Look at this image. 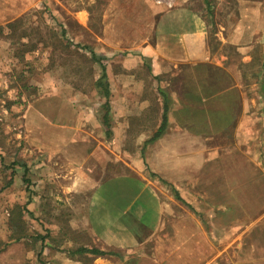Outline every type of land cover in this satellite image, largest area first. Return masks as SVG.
I'll return each mask as SVG.
<instances>
[{
    "label": "crops",
    "instance_id": "1",
    "mask_svg": "<svg viewBox=\"0 0 264 264\" xmlns=\"http://www.w3.org/2000/svg\"><path fill=\"white\" fill-rule=\"evenodd\" d=\"M209 1L210 5L203 0L109 4L103 29L124 55L115 58L111 68L104 67L108 101L95 88L92 96L98 101L87 104L76 98L77 90L69 85L43 81L39 75L29 81L43 92L27 103L22 116L33 164L15 161L22 169L20 187H27L23 180L32 179L37 205L42 196L55 206L64 205L68 229L94 244L83 247L111 251V258L119 254L122 264H222L234 242L238 250L247 248L246 253L264 260V199L249 196L253 189L260 192L262 183L257 179L264 177V160H260L264 157V0ZM40 6L41 0H0V58H10L9 27L17 23L15 28L24 29L28 15L34 22L42 13ZM219 46L228 51L243 49L240 64L244 67L253 63L255 51L248 50L256 46L257 65L249 77L257 79L253 90L257 115L240 109L234 122L228 115L224 96L236 91L235 84L211 97L224 93L213 102L217 108L207 111L209 125L200 111L191 109L193 105L178 109L171 103L166 127L155 138L163 112L158 91L167 90V79L179 76L180 67L206 64L222 67L231 79L236 76L230 63H213L218 62ZM99 72L95 81L102 69ZM50 75L49 71L45 76ZM218 110L219 117L214 114ZM202 123L210 132L189 128ZM216 123L225 127L218 130ZM254 123L261 126L256 129L255 148L250 142L254 134L246 129ZM241 125L245 128L239 130ZM233 132L241 137L247 133L240 148L217 145ZM202 187L215 188L219 202L202 199L208 207L197 208L196 189ZM231 204L242 213L237 226L226 216L232 212ZM248 204L259 210L251 215ZM36 210L41 220L42 210ZM247 237L253 238L249 246L244 244ZM217 239L228 243L216 246ZM81 256L97 259V264H114L102 257Z\"/></svg>",
    "mask_w": 264,
    "mask_h": 264
},
{
    "label": "rangeland",
    "instance_id": "2",
    "mask_svg": "<svg viewBox=\"0 0 264 264\" xmlns=\"http://www.w3.org/2000/svg\"><path fill=\"white\" fill-rule=\"evenodd\" d=\"M113 1L41 0L40 12L42 13L34 19V22L31 20L33 16L28 15V19L26 17L28 24H25L24 29L15 28L17 23L9 27L8 32L11 35L9 36L10 40H6V42L11 45L7 54L10 58H0V264H97L98 262L97 259L94 260L92 257L76 254V250L88 245L89 241L88 238L81 236L79 233H74L70 230V227L68 229L64 205L62 207L55 206L54 203L49 201V198L43 196L40 199V205H37L39 200L37 193L34 192L35 185L31 182L32 179L23 180L27 187H20L22 177L19 173L22 169L19 170V166L15 164V161L22 159L26 163L25 165H30V167L33 164V155L26 146L24 139L25 126L22 116L27 103L43 92L42 88L29 85V81L38 79L37 75L41 76L40 79H43V81L49 79L58 85L71 86L77 90L73 93H77L76 98L80 96L81 102H87L88 104L98 101L96 96H92L96 75L100 74L99 71L102 67L111 68V64L114 65L117 62L115 58L119 60L118 56L124 55L123 51L117 50L113 41L108 39V33L104 32L102 25V17L104 18L107 6ZM219 49L217 56H215L218 62L214 60L213 63L217 66L225 62L230 63L236 76L231 79V85L229 86L238 85L235 92H231L230 95L224 97H227L228 104H232L229 100L237 95L239 102L232 104V109L239 108V114L240 109H242V113L245 111L249 116H256L258 103L256 92L253 90H255L257 79L249 77L251 73L253 74L257 65L256 46L254 49L248 50L250 53L255 51L251 54L253 63L249 67L240 64L241 56L244 54L243 49L237 47L233 51H228V49L222 50L221 46H219ZM219 55L227 57L229 61H225ZM2 62L5 66L2 65ZM211 67L226 72L222 67ZM192 70V68L187 67L180 70L179 76L165 78L169 80V90L178 109L184 107V103L180 101L179 94L177 96L172 91L178 93L183 91L182 81H194L196 75L193 79L190 77ZM49 71L51 75L48 78L45 75ZM193 71L197 74V79L202 77L203 80L212 74L205 67H194ZM245 75L247 76L245 77ZM193 104L191 109L197 112L200 111L201 117L209 125L211 117L210 112L207 113L209 110L206 106L195 105V102ZM254 124L246 128L248 134H254V138L250 141L253 148L256 147L258 142L255 139L256 129L261 128L260 125ZM238 128L241 130L245 126L241 125ZM238 134H240V131H238ZM246 135L245 132L244 137L235 136L233 132L232 136L222 138L225 143L217 141V145L225 144L228 147L232 144L234 148H240L239 142ZM251 159L255 158L252 157ZM260 160H264V157ZM21 162L23 163V161ZM263 178L257 179L262 183L259 188L260 192L256 194L253 189V193H249V196L253 199H256V197L257 199L259 197L264 199ZM168 190L170 195L176 199V196L171 193V189ZM196 193L200 196V204L195 205L197 208L208 207L207 205L203 206V200L206 202H219V197L221 198L215 188H198ZM189 195V199H192L191 192ZM253 204H248L246 207V209L253 210L251 215L259 210V207H253ZM189 205L192 207L191 204ZM16 206H23L24 210H17ZM218 206L216 210H219ZM231 206V215L227 213L226 216L229 219L231 218L230 221L234 226H237L242 222V213L238 209V205L231 204ZM37 207L42 210L41 220L36 218L37 213L35 210H38ZM185 207L188 206L185 205ZM222 207L224 208V206ZM188 210L192 212L190 208ZM12 211H20L21 214V222L19 220L18 223V220L15 219L13 221V227L16 229V232H13L19 234L21 228V230L23 229L22 235H25V238L17 239L16 236H10L11 229L8 230L7 219L11 216ZM175 211L178 212L179 210ZM219 215L217 216L220 217ZM14 217H19L18 213ZM170 223L171 220L165 221L166 228ZM221 240L217 239L218 242L214 240L213 243L216 246L217 244L218 246H224L228 243V241L224 242L225 240H223L222 245H220L219 241ZM245 240L244 244L249 246L253 238L247 237ZM236 243L234 242L232 251L228 253L229 257L221 259L222 264L224 262L229 264H264V260L258 259L251 253H246L247 248L244 249L245 251L238 250ZM89 245L94 244L90 242ZM116 255L117 257H104L102 259L114 264H122L121 255ZM70 259L72 260L69 261Z\"/></svg>",
    "mask_w": 264,
    "mask_h": 264
},
{
    "label": "trees",
    "instance_id": "3",
    "mask_svg": "<svg viewBox=\"0 0 264 264\" xmlns=\"http://www.w3.org/2000/svg\"><path fill=\"white\" fill-rule=\"evenodd\" d=\"M203 2L206 3L207 5H210V3H211L209 0H203ZM231 49L233 51L235 48L232 47ZM228 56L230 57L231 55H228ZM187 67L189 68L190 66L180 67V70H184ZM195 67L196 68H200V67L208 68V72H212V74L205 77L204 80L202 79V77H199L197 79V74H195V72L193 71L194 67H190L193 69L191 72V75H190L191 79H193V77L196 75L194 77V81H190V82H189V80L182 81L181 86H182L183 91H181L179 93L176 91H172V92L175 93L177 96L179 94L180 101L184 103L185 107L192 106V105H194L193 102H195L196 103L195 105H203V106H206L207 110H211V108L213 106L216 107L213 102H215V100H217V99L219 100L221 97H223L224 93L219 95L220 98H217V97L211 98V97H213L214 95H217L218 93H221V91L225 90L226 88L228 89L229 85H231V78H230V76H228L226 74V72H224L221 69L216 68V67H215L216 69H213V67L206 65V64H200V65L195 66ZM101 69H102V75L99 79L94 81L93 87L99 91L98 94L100 95V97H102L108 101V87H107V82H106V76L104 74L105 68L102 67ZM213 72H215V73H213ZM156 80H158V78ZM169 87L170 86L167 87L166 91L165 90H163V91L159 90L158 91V94L162 98V101H163V107H162L163 112H162V123L158 127L156 133L154 134L155 138L159 137L166 127V123H167L166 120H167V114L169 111V106L171 105V103H174L176 105V103L174 102V100L171 96ZM231 92H235V91H231ZM230 93L228 92L227 95L228 94L230 95ZM235 97H236V99H235ZM107 101H105L104 108H106V110L108 111ZM229 102H231L233 105L237 104L239 102V100H237V95L233 96L232 99L229 100ZM177 104H179V102H177ZM232 104H228V108L226 110H227L228 115H231L233 122H234L235 118L239 115V110H238L239 108L238 109L237 108L232 109ZM226 106H227V103H226ZM214 114H217V116L219 117L221 115V112H220V110H218V112H215ZM104 122H107V114L104 116ZM216 124H217L218 130L223 129L225 127L221 123L220 124L216 123ZM207 126L208 125L202 123L199 125H197V124L190 125L189 128L199 130V132H201V133H206V132H210V129ZM211 127H214V126L212 125ZM227 133H228V131H227ZM225 135H226V133H225ZM15 164L18 165L17 162H15ZM16 209L17 210H19V209L24 210V207L23 206H16ZM16 213H18L19 217H14L16 215ZM14 219L18 220V223H19V220L21 222L20 211H18V212L12 211L11 216L8 217V219H7L8 230L11 229L10 236L11 237L16 236L17 239H20L23 237L25 238L26 236L22 235L23 229L21 230V228L19 230V234L14 233V232H16V229L13 227ZM76 254H78V255H92L95 257H102V258L111 257L114 255L113 252H111V251L87 249L84 247L77 249Z\"/></svg>",
    "mask_w": 264,
    "mask_h": 264
}]
</instances>
